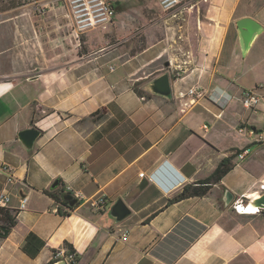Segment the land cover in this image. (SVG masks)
<instances>
[{"label": "crops", "instance_id": "1", "mask_svg": "<svg viewBox=\"0 0 264 264\" xmlns=\"http://www.w3.org/2000/svg\"><path fill=\"white\" fill-rule=\"evenodd\" d=\"M111 1L113 22L78 41L58 0L0 11V166L12 168V180L0 172V195L15 216L7 231L0 220V264H47L65 243L70 264H264V211L241 202L264 193V144L255 158L235 157L206 196L168 204L253 145L236 127L260 116L240 98L264 94V0H192L170 12L157 0ZM241 18L263 28L245 55ZM166 72L172 97L148 94ZM32 127L40 136L26 149L18 133ZM54 182L85 198L68 215L44 193ZM93 198H105L104 211ZM118 199L130 215L115 223Z\"/></svg>", "mask_w": 264, "mask_h": 264}, {"label": "built area", "instance_id": "2", "mask_svg": "<svg viewBox=\"0 0 264 264\" xmlns=\"http://www.w3.org/2000/svg\"><path fill=\"white\" fill-rule=\"evenodd\" d=\"M29 3L34 5V8L37 12H43L41 6L37 3L39 0H28ZM62 2L65 7V10L70 18L71 30L75 36V40L78 41V38L81 34L95 30L97 28L110 25L116 14V9L111 0H58ZM160 8L164 12H170L175 10L178 7L187 6L191 3L192 0H157ZM188 94L191 96L197 95L196 88H190ZM218 103L224 106L229 98L217 99ZM241 105L245 110H248L252 116H259L257 120L258 123L264 124V110L260 112V104L264 103V94L259 91V88L252 90H245L240 98ZM261 113V114H260ZM255 123H246L241 122L236 127V132L238 135L247 139L251 144H264V128L258 130L255 127ZM203 130L208 129V125L202 126ZM250 154L249 148L245 147L236 154V159L241 162L245 160ZM0 172L5 173L9 179L12 180V168L7 165L0 166ZM144 174H140V177H143ZM260 189H264V186H261ZM74 199L77 201L84 200L85 198L81 194L73 195ZM9 197L6 194L0 195V208H7L9 204ZM27 199L24 197L20 201L19 208H24L26 205ZM236 202V201H235ZM235 202L233 204H235ZM242 204L245 206L244 200H241ZM87 203L92 208H97L98 210L104 211L106 208L105 198H93L87 200ZM260 212L259 209H257ZM56 258L62 257L65 259L68 264L75 262V254L68 251L65 247L59 250L56 253Z\"/></svg>", "mask_w": 264, "mask_h": 264}, {"label": "water", "instance_id": "3", "mask_svg": "<svg viewBox=\"0 0 264 264\" xmlns=\"http://www.w3.org/2000/svg\"><path fill=\"white\" fill-rule=\"evenodd\" d=\"M238 29L239 43L242 55H245L252 42L263 31L262 26L251 18H241L236 23ZM168 65V64H167ZM144 90L154 96L169 99L172 97L171 80L169 74L163 73L147 83ZM40 136V131L35 128H27L18 133V139L26 149H31L35 140ZM58 182H54L53 188L57 186ZM145 185L143 182L142 186ZM64 201H68L70 207H74L77 204V199L73 198V195L65 192L62 195ZM223 202L226 207L233 202V194L226 190L223 194ZM246 207L256 208L260 211H264V193L257 197L247 199L244 201ZM130 215V210L125 203L118 199L116 200L108 210V216L115 222L119 223ZM54 264H68L65 259L56 261Z\"/></svg>", "mask_w": 264, "mask_h": 264}, {"label": "trees", "instance_id": "4", "mask_svg": "<svg viewBox=\"0 0 264 264\" xmlns=\"http://www.w3.org/2000/svg\"><path fill=\"white\" fill-rule=\"evenodd\" d=\"M237 153L238 151L233 152L231 155L225 157L218 164L213 173L207 178L198 180L192 184L185 185L178 195L168 201V204H172L191 197L206 196L212 189V187L216 184H219L223 177L235 167L236 163L234 162V159ZM58 185L59 184H57V186L50 190H45L44 193H46L56 201V203L58 204V213H60L61 215H68V210H71L72 207L69 206L68 201H64L62 199V195L64 194V192L62 191V189L58 188ZM0 220L2 221L3 228L6 231L11 229L15 225V216L9 209L0 208ZM64 247L68 251L74 253V251L69 247L68 244L65 243ZM56 253L57 252H55V255ZM56 261H58L57 258L56 260L50 261L47 264H54Z\"/></svg>", "mask_w": 264, "mask_h": 264}, {"label": "rangeland", "instance_id": "5", "mask_svg": "<svg viewBox=\"0 0 264 264\" xmlns=\"http://www.w3.org/2000/svg\"><path fill=\"white\" fill-rule=\"evenodd\" d=\"M139 1H145V0H131V2L134 3V4H131L129 7L130 8H135V9L142 7V4H140ZM21 2H22V0H0V11L2 9H4V8L12 9V8H14V7L18 6V5H21ZM136 2H138V4H136ZM255 127L258 130H261V129L264 128V124L258 123L256 121ZM258 148L261 149L262 147H259V145H257V144H253V145H251L249 147V149L252 150L251 156L253 158L256 157Z\"/></svg>", "mask_w": 264, "mask_h": 264}, {"label": "clouds", "instance_id": "6", "mask_svg": "<svg viewBox=\"0 0 264 264\" xmlns=\"http://www.w3.org/2000/svg\"><path fill=\"white\" fill-rule=\"evenodd\" d=\"M249 211H252L253 209H248Z\"/></svg>", "mask_w": 264, "mask_h": 264}]
</instances>
